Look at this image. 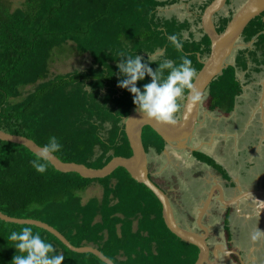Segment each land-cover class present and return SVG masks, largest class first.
<instances>
[{
    "label": "trees",
    "instance_id": "obj_1",
    "mask_svg": "<svg viewBox=\"0 0 264 264\" xmlns=\"http://www.w3.org/2000/svg\"><path fill=\"white\" fill-rule=\"evenodd\" d=\"M183 1L191 0H26L18 8L11 0H0V130L25 136L41 147L55 135L63 145L55 154L59 159L90 168L101 169L114 157H130L125 120L137 106L133 94L118 87L123 78L117 67L119 53H136L142 62L151 57L153 70L164 59L179 63L180 53L167 39L176 33L198 74L202 59L211 51L201 14L213 0L200 6L195 23L203 33L200 40L195 39L189 20L159 16V8ZM231 18L221 22L219 33ZM243 40L253 41L255 49H238L234 64L212 82L211 111L234 110L244 92L238 69L247 71L252 62L254 71H264V13L246 28ZM69 42L78 54H89L93 65L51 77L55 49ZM159 52L163 54L154 59ZM150 80L146 75L137 86L142 88ZM143 132L146 151L162 154L165 140L150 127ZM35 156L25 146L0 140V211L4 214L45 222L75 247L94 246L115 264L197 262L199 249L167 228L161 202L124 168L104 179H88L58 171L49 163L41 174L30 164ZM95 183L102 186L103 197L84 202L81 194ZM24 226L29 225L0 220V264H11L16 250L8 236ZM31 227L65 256L62 264H106L93 254L71 251L44 229Z\"/></svg>",
    "mask_w": 264,
    "mask_h": 264
},
{
    "label": "crops",
    "instance_id": "obj_2",
    "mask_svg": "<svg viewBox=\"0 0 264 264\" xmlns=\"http://www.w3.org/2000/svg\"><path fill=\"white\" fill-rule=\"evenodd\" d=\"M252 66L256 68V65L251 63L250 69L240 70L237 73L238 79L244 84V92L236 99L234 110L229 114L217 110L222 113L221 118L218 117L223 119L222 128L217 126V130L208 129L210 131H207L199 140L201 144L198 149L203 147L201 151H204L208 158L217 159L216 162L222 171L216 172L206 163L201 164L200 167L197 166L196 161H190L187 154H183L176 147L166 145L162 154H157L156 150L151 149V152L160 156L159 158L165 157L168 160L167 166L168 164L171 167L175 166V171L185 174V183H181L179 186L196 192L193 203L196 204L198 211L211 193L213 197L218 196L215 189L218 190L219 185L224 189L222 194L220 193V198L217 199L220 201L214 210L217 211L219 219L226 212L225 204L239 202L243 198H253L246 208L239 206V203L236 206L233 204L229 210V214L232 215L229 222L226 221V223H228L227 226L231 224L234 234L232 239L229 234L227 239L225 236V239L221 236L218 240L216 237L212 238L214 246L220 243L226 245V242L231 244L227 247L231 249V252L225 253L223 258L225 264H229L231 260L239 264L241 258L243 259L242 264H248V259L253 260L254 264L257 262L259 264V261L264 264L262 259L255 261L254 258L260 252L258 245L264 244V235L259 236L256 240L251 239L252 233L257 228L264 231V71L256 72ZM243 78L247 80L244 81ZM199 121V129L209 128V123H216L217 116H212L206 111L203 115L201 112ZM203 144L208 147L205 148L202 146ZM170 149H176L179 152L174 151L172 159L170 158L172 157ZM176 155H178L179 162L176 161ZM186 161L189 164H185ZM181 164L184 165L185 170L181 169ZM155 176L159 179L162 177ZM155 183L166 191L160 181H155ZM180 196H183L182 193ZM176 201L180 203L181 199L178 198ZM220 202L224 203L225 207ZM210 217L211 211L208 215L209 220L207 219L209 222L205 221L211 232L214 219L211 221ZM185 218L188 221L194 216ZM232 253L235 254L230 259Z\"/></svg>",
    "mask_w": 264,
    "mask_h": 264
},
{
    "label": "water",
    "instance_id": "obj_3",
    "mask_svg": "<svg viewBox=\"0 0 264 264\" xmlns=\"http://www.w3.org/2000/svg\"><path fill=\"white\" fill-rule=\"evenodd\" d=\"M227 1L228 0H214L203 13L201 26L204 34L207 35L211 41V51L208 58L202 61L203 68L197 74L193 82L195 88L201 93V99L199 101H192L189 90L185 98L182 117L176 118L177 123L175 125L156 122L153 119L143 117L136 108L125 120V133L132 150V155L130 157H114L101 169L90 168L84 164L74 162H64L56 155L51 157L50 160V163L58 171L64 173H77L83 178L88 179H104L112 175L119 168L127 170L137 182L150 189L161 202L163 207V219L167 228L182 241L192 244L199 249V257L195 264H217L219 258L218 251H222L226 254L231 252L222 246H217L211 250L209 244L210 229L208 226H205L204 218L209 214L212 206L213 194L211 193L208 196L203 203V207L199 210L197 221L202 231L201 233L181 225L176 217L168 193L150 177L149 154L144 146L143 131L146 127L152 128L169 146L176 147L178 150H184L190 138H193L192 136L195 130H197L198 125H200L199 119L202 103L207 90L212 82L229 66L227 61L234 49L238 47L239 41L243 38L246 28L253 20L264 13V0H246L240 9L233 15L225 30L219 33L214 17L227 5ZM0 140L25 146L36 155L39 154L42 148L32 139L22 135L10 134L3 130H0ZM219 191L222 194L223 189L220 185ZM231 204H233V202ZM0 220L7 223L29 225L44 229L58 238L73 252L79 254L90 253L97 256L106 264H115L94 246L75 247L62 233L45 222L35 219L15 218L1 211Z\"/></svg>",
    "mask_w": 264,
    "mask_h": 264
},
{
    "label": "clouds",
    "instance_id": "obj_4",
    "mask_svg": "<svg viewBox=\"0 0 264 264\" xmlns=\"http://www.w3.org/2000/svg\"><path fill=\"white\" fill-rule=\"evenodd\" d=\"M167 39L171 46L180 53L179 63L164 59L157 63L158 67L153 70L150 67V63L154 62L151 57L148 61L142 62L140 55L122 50L119 53L121 59L117 67L123 78L119 80L118 87L133 94V103L137 106L141 116L156 122L175 125L177 123L176 114L181 108V99L190 90L191 100L199 101L201 93L193 83L197 76L193 61L182 51L183 40L176 33L170 34ZM146 75L151 78L150 82L143 84L142 88L138 87L137 82L143 81ZM62 147L57 136H49L39 154L30 161L32 168L38 173H45L51 157L60 152ZM212 213L217 215V211H212ZM205 218L204 224L207 226ZM261 235H264V231L257 228L252 233L251 239L256 240ZM8 240L14 242L12 248L16 250L11 264H62L65 260V256L56 251L53 243L42 238L39 232H34L31 226H24L19 231H11Z\"/></svg>",
    "mask_w": 264,
    "mask_h": 264
},
{
    "label": "rangeland",
    "instance_id": "obj_5",
    "mask_svg": "<svg viewBox=\"0 0 264 264\" xmlns=\"http://www.w3.org/2000/svg\"><path fill=\"white\" fill-rule=\"evenodd\" d=\"M25 1L26 0H11L14 8L21 7ZM205 1L206 0H193L191 2L183 1V2L178 3V4L164 6V7L159 8V16L161 18H166V19L177 18L180 21L192 20V22H193V20L196 21L198 15L201 14L200 6H202L205 3ZM245 1L246 0H232L233 5H232V12L231 13L235 14L237 12V10L240 9L241 5ZM192 6H195L194 9H191ZM224 14L228 15L229 12L226 10ZM192 30L195 32V39L200 40L203 36V33H202L201 29H199V26L194 25V28H192ZM188 38H189V32H185L184 33V39H188ZM73 46H74V43L69 42L66 45H64L63 47L55 49L53 59L50 63V72H51L50 76L51 77H53L54 75H57V74H66V73H71V72H75V71H83V70H86L93 65V60L89 54L80 55L77 52H75V50L73 49ZM239 47H241L242 49H245L246 47H249L251 49H255L252 41L245 43L243 41V39L240 42ZM160 54H163V53L159 52L158 54L154 55L153 58L157 59ZM237 55H238V49H236L232 52V54L230 55V57L227 61L228 64H230V65L234 64ZM238 71H240V69H238ZM243 79H244V81L247 80L246 78H243ZM210 97H211V90L209 87V89L207 90L205 97L203 99V105H202L201 112L203 113V115L205 114V111H206L208 114H210L212 116H214V115L217 116V121H216V123H209V125H210L209 128L205 127V128L198 129V134H200V136H203L207 133V131H210L208 129L213 128V130H217V126H218V128L219 127L222 128V123H223L222 120L223 119H219V118H221L222 113L219 111L217 112V110L214 112H211V110L207 111V110H209L208 101H209ZM182 99H184V98H182ZM145 133H146V130H145ZM146 140L148 143L147 138H146ZM170 151L172 152V157H170L172 159L174 157L173 155L175 154V152L177 153L178 151H176V149L175 150L170 149ZM149 156H150V161H151L150 166H151V171H152L153 176H154V178H153L154 181H160V184L165 187L166 191L169 194V197L172 200V203H173L174 208L176 210V216L178 217L179 222L182 225L187 226L188 221L186 220L185 217L189 218L191 215H193L194 217L196 216V206L193 204V200L195 199L194 197H196V192L194 190H192V191L190 189L187 190L185 187L183 188V187L179 186L181 183H183V184L185 183V181H184L185 174L183 172H181L182 174H180L178 171H175L174 165H172L174 167H171L169 164L167 166L168 160H166L165 157L159 158L160 156H158L156 153L151 152V150H149ZM177 156L178 155H176V161L179 162ZM155 163H156V165H155ZM209 165H210L212 170H215L214 164L212 165L211 162H208V166ZM184 168H185L184 165L181 164V169L185 170ZM155 175H160L162 177L159 179V177L157 178ZM174 190H175V192H174ZM181 193L183 196H180ZM81 196H82L84 202H87L88 200H90L92 198H102L103 197V188L101 185L95 183L90 188H88L85 192H83L81 194ZM178 198L181 199L180 203H178L176 201ZM216 206H218V204H216ZM221 217L222 218L219 219V217L217 215H215L213 213L211 214V221H212V219H214L215 223L217 221L220 223V224L215 225V223L212 221L213 229H214V232H216V233L219 232V230H221V228H223L225 226L223 215H221ZM189 222H190V220H189ZM207 222H209V221H207ZM196 223H197L196 225L199 228L198 221H196ZM218 226H221V228H219ZM223 236H224V233H223ZM258 247L260 248V252L257 253L256 256L254 257L255 261L258 259H262L264 261V255H263L264 244L263 245L260 244V245H258ZM259 264H263V262L259 261Z\"/></svg>",
    "mask_w": 264,
    "mask_h": 264
},
{
    "label": "flooded vegetation",
    "instance_id": "obj_6",
    "mask_svg": "<svg viewBox=\"0 0 264 264\" xmlns=\"http://www.w3.org/2000/svg\"><path fill=\"white\" fill-rule=\"evenodd\" d=\"M191 1H193V0H191ZM190 1V2H191ZM214 1V0H213ZM212 1V2H213ZM185 2H187V1H185ZM211 2V3H212ZM210 3V4H211ZM209 4V5H210ZM232 0H228L227 1V5L219 12V13H217V15L214 17V21H215V23H216V27H217V31H218V29L221 27V22H223L224 21V19H226V18H229V17H233V15L234 14H232L231 12H232ZM243 5V4H242ZM234 8V7H233ZM206 9V8H205ZM228 11L229 12V14L228 15H225L224 13H225V11ZM239 10V9H238ZM237 10V11H238ZM205 11V10H204ZM204 13V12H203ZM203 13L201 14V20H202V16H203ZM231 15V16H230ZM198 17H199V15H198ZM198 17H197V19H198ZM232 19V18H231ZM190 21V23L192 24V27L194 28V25H195V22L197 21H194L193 20V22H192V20H189ZM229 24V23H228ZM227 24V25H228ZM202 27V26H201ZM243 39V38H242ZM242 39L239 41V44H238V47L236 48V49H240L241 47H239V45H240V42L242 41ZM244 41V40H243ZM253 42V41H252ZM236 49H234V50H236ZM158 54V53H157ZM208 58V57H207ZM207 58H204L205 60L207 59ZM204 59H202L203 61H204ZM201 60V61H202ZM183 106H184V104H183ZM182 111H183V109H182ZM182 111L180 112V113H178V114H176V117L175 118H181L182 117ZM145 129V128H144ZM198 129H199V125H198V127H197V130H195V132H194V135L192 136L193 138L191 139L190 138V140H189V142H188V144H187V146H186V148L184 149V150H180L183 154H187V156L189 157V160L190 161H196L197 163H195L197 166H201V164H208V160L206 159V158H203L202 156H200V153H202V154H204L205 156H206V153L204 152V151H201V149L203 148H200V149H198V146L201 144L200 142H199V140H200V138L202 137V136H200V134H198ZM212 131H213V128H212ZM144 133V132H143ZM166 145L168 146V147H171V146H169L168 145V143H166ZM202 146H204V144L202 145ZM205 147V146H204ZM206 147H208L207 145H206ZM205 147V148H206ZM188 159V158H187ZM211 160H212V162L211 163H214V164H216L217 166H219L218 165V163L216 162L217 161V159H215V158H210ZM185 160V159H184ZM150 163H151V161H150V156H149V172H150V177H151V179H153L154 178V176H153V173H152V171H151V166H150ZM185 164H189L187 161H186V163ZM190 164H194V163H190ZM213 165V164H212ZM211 165V166H212ZM214 169H215V171L216 172H220V170L219 169H217V168H215L214 167ZM154 181V180H153ZM224 190V189H223ZM215 191L216 192H218V196L217 197H213V201H212V206H211V208H210V210H211V212L212 211H214L215 210V207H216V204H218L219 203V201L220 200H218L217 201V199L218 198H220V191H219V188H218V190L217 189H215ZM169 195V194H168ZM195 198V197H194ZM207 198V197H206ZM253 198H243L242 200H239V202H235V203H233L234 204V206H236V205H238L239 203V206H241V207H243V208H246L248 205H249V203H251V200H252ZM170 201H171V204H172V206H173V208H174V205H173V203H172V200H171V198H170ZM221 204H223V206L225 207V205H226V207H225V209H226V212L223 214V218H224V222H229V220L231 219V213L229 214V210L231 209V207H233V204H231L230 202H228V203H230V204H225L224 205V203H222V202H220ZM195 206H196V204L195 203H193ZM220 205V204H219ZM203 207V204H201V208ZM197 208V207H196ZM200 208V209H201ZM199 209V210H200ZM234 210H236V209H234ZM174 211H175V214H176V210H175V208H174ZM198 216H199V211L196 209V216L194 217V218H190V222H189V220H188V225L187 226H185V227H187V228H190V229H192V230H194V231H197V232H199V233H201L202 231H201V229L200 228H198V226L196 225L197 223H196V221L198 220ZM208 217H206L205 218V221L207 222L208 220ZM214 223H215V221H213ZM252 222H254V221H252ZM217 224H220L218 221L215 223V225H217ZM228 225V223L227 224H225V226L223 227V228H221V226H218L219 228H221V230H219V232H214V229H213V226H211L212 227V230H211V235H210V237H209V244H210V247H211V250H213L215 247H219V246H222V247H225V248H227V247H229V246H231V244L230 243H227L226 242V245L225 244H217V245H215L214 246V244L212 243L213 242V240H212V238L214 239L215 237H216V240H218V238H220V236H221V238L223 237L224 238V236L226 237V239H227V235L229 234L230 235V238L232 239L233 238V236H234V234H233V230H232V228H231V224L229 225V226H227ZM184 226V225H183ZM227 227V228H226ZM223 233H224V236H223ZM228 238H229V236H228ZM225 239V238H224ZM227 249H229V251H231V249L230 248H227ZM235 252V251H234ZM218 253H219V258H218V263L217 264H225V262H224V256H225V253L224 252H222V251H218ZM233 254H235V253H232L231 255H230V259H232V255ZM212 259H213V256H212ZM241 262L239 263V264H242V261H243V259L241 258V260H240ZM237 263V262H236ZM235 263V261H232L231 260V262L229 263V264H236ZM248 264H254V261H252V260H250V259H248V262H247ZM258 263V262H257ZM256 263V264H257Z\"/></svg>",
    "mask_w": 264,
    "mask_h": 264
}]
</instances>
